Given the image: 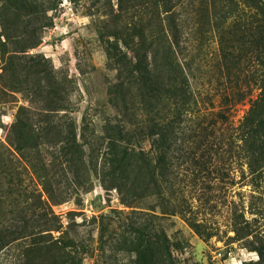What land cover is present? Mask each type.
<instances>
[{
  "label": "rangeland",
  "instance_id": "1",
  "mask_svg": "<svg viewBox=\"0 0 264 264\" xmlns=\"http://www.w3.org/2000/svg\"><path fill=\"white\" fill-rule=\"evenodd\" d=\"M202 3L0 0V237L23 219L57 242L42 260L16 243L0 264H140L149 246L157 264H264L249 99L208 140L170 138L156 163L161 92L180 68L211 94L236 72L224 48L237 29ZM20 122L27 148L9 144Z\"/></svg>",
  "mask_w": 264,
  "mask_h": 264
},
{
  "label": "trees",
  "instance_id": "2",
  "mask_svg": "<svg viewBox=\"0 0 264 264\" xmlns=\"http://www.w3.org/2000/svg\"><path fill=\"white\" fill-rule=\"evenodd\" d=\"M202 1L206 21L213 22L211 15L218 8L222 24L237 29L235 49L230 40L224 48L228 52L226 60L231 63L234 59L236 72L233 77L228 76L230 83L226 90L211 94L196 91L180 68L174 84L161 92L160 118L156 125L160 148L156 163L167 167L166 144L170 138L184 140L190 133H195L199 139L208 140L217 133L219 123L228 124L231 110L249 99L251 107L240 129L245 137L243 148L247 147L251 152L252 164L256 166L254 173H258L260 178L264 175V0ZM223 34L226 37V33ZM217 100L220 102L218 105ZM216 107L220 109L217 111ZM27 128L22 122L12 126V134L13 131H22L20 141L9 140L12 147L15 144L27 148ZM223 137L226 139L225 135ZM132 158L127 154L122 157L123 160ZM138 158L141 159V154ZM17 224L13 234L0 237V255L19 242L25 244V252L35 253L40 260L46 252L57 249V242L49 239L45 231H40L39 223L21 219ZM154 252L153 246L141 249L140 264H157Z\"/></svg>",
  "mask_w": 264,
  "mask_h": 264
}]
</instances>
